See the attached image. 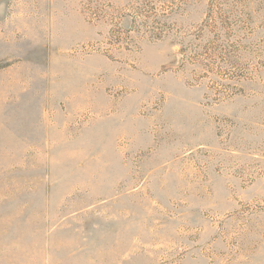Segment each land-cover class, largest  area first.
<instances>
[{"label":"rangeland","instance_id":"rangeland-1","mask_svg":"<svg viewBox=\"0 0 264 264\" xmlns=\"http://www.w3.org/2000/svg\"><path fill=\"white\" fill-rule=\"evenodd\" d=\"M0 264H264V0H0Z\"/></svg>","mask_w":264,"mask_h":264}]
</instances>
